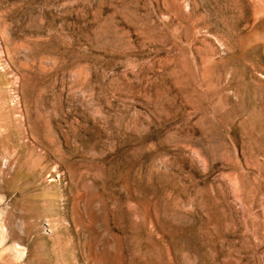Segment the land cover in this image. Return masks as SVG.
Instances as JSON below:
<instances>
[{
  "label": "rangeland",
  "instance_id": "1",
  "mask_svg": "<svg viewBox=\"0 0 264 264\" xmlns=\"http://www.w3.org/2000/svg\"><path fill=\"white\" fill-rule=\"evenodd\" d=\"M0 264H264V0H0Z\"/></svg>",
  "mask_w": 264,
  "mask_h": 264
},
{
  "label": "bare ground",
  "instance_id": "2",
  "mask_svg": "<svg viewBox=\"0 0 264 264\" xmlns=\"http://www.w3.org/2000/svg\"><path fill=\"white\" fill-rule=\"evenodd\" d=\"M6 163V162H5ZM5 166H6V164H5Z\"/></svg>",
  "mask_w": 264,
  "mask_h": 264
}]
</instances>
